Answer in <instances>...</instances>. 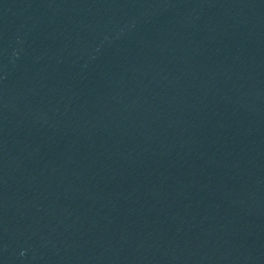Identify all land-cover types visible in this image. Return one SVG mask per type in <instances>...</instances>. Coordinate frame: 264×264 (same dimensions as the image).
Returning <instances> with one entry per match:
<instances>
[{
    "label": "water",
    "instance_id": "1",
    "mask_svg": "<svg viewBox=\"0 0 264 264\" xmlns=\"http://www.w3.org/2000/svg\"><path fill=\"white\" fill-rule=\"evenodd\" d=\"M0 264H264V0H0Z\"/></svg>",
    "mask_w": 264,
    "mask_h": 264
}]
</instances>
